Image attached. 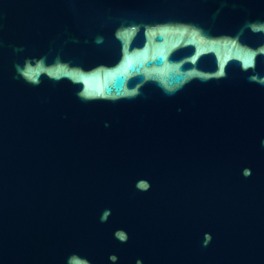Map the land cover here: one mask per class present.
Listing matches in <instances>:
<instances>
[{
    "label": "water",
    "instance_id": "obj_1",
    "mask_svg": "<svg viewBox=\"0 0 264 264\" xmlns=\"http://www.w3.org/2000/svg\"><path fill=\"white\" fill-rule=\"evenodd\" d=\"M0 264H264V0H0Z\"/></svg>",
    "mask_w": 264,
    "mask_h": 264
}]
</instances>
